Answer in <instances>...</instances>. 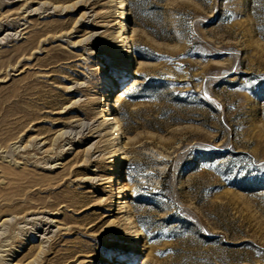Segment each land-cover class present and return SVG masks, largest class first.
Segmentation results:
<instances>
[{"label": "rangeland", "instance_id": "374dc122", "mask_svg": "<svg viewBox=\"0 0 264 264\" xmlns=\"http://www.w3.org/2000/svg\"><path fill=\"white\" fill-rule=\"evenodd\" d=\"M114 2L0 0V264H264V0Z\"/></svg>", "mask_w": 264, "mask_h": 264}, {"label": "bare ground", "instance_id": "6f19581e", "mask_svg": "<svg viewBox=\"0 0 264 264\" xmlns=\"http://www.w3.org/2000/svg\"><path fill=\"white\" fill-rule=\"evenodd\" d=\"M114 1V0H113ZM115 4H117V6H115L117 9H121V11H119L120 12V14H121V16H120V18L122 19V18H124L125 17V15H126V11H125V3H124V0H115V2H114ZM112 6H113V4H112ZM113 11V10H112ZM117 14V13H116ZM118 15V14H117ZM15 21V20H14ZM14 21H13V23H14ZM126 21V20H125ZM118 22V21H117ZM124 23V22H123ZM15 24V23H14ZM127 24V23H126ZM116 25H117V23H116ZM122 26H125L124 24H121ZM118 26V25H117ZM120 26V25H119ZM121 27V26H120ZM125 27H123V29H124ZM121 31V30H120ZM125 31V30H124ZM75 32V31H74ZM126 34H127V30H126ZM8 37V36H7ZM131 37V36H130ZM125 39H127V41H125ZM122 40V47L124 48L123 49V54H122V56H121V58H122V61H126V59H127V61H128V55H127V52L129 51H127L126 49H127V47H129V39H128V36H123V38L121 39ZM129 49V48H128ZM132 55V54H131ZM14 57V56H13ZM16 57H14V59H15ZM11 59V58H10ZM13 59V58H12ZM116 107V105H115V103H113V101L112 100H109V102L107 103V106H105L104 107V109H103V111L102 112H104V120H103V122H102V125L103 124H108L107 122L110 120H112L111 121V123H112V126H111V131H112V133L114 134H116L117 136L115 137V139H117V140H119V131L122 129L121 128V126L122 125H120V122L121 121H118V120H116V117L114 116V108ZM111 110V111H110ZM103 114V113H102ZM122 123V122H121ZM106 129V128H105ZM120 133H121V131H120ZM110 135H111V133H110ZM113 137V136H112ZM123 137V136H122ZM116 142V141H115ZM120 143V142H119ZM118 142H117V144H119ZM123 146H124V144H122ZM112 146V145H111ZM119 147H121V146H119ZM121 149V148H120ZM118 150V149H117ZM119 151H121V150H119ZM124 151V150H123ZM125 152V151H124ZM125 159V156H121V153L119 154V153H117L116 155H115V157L113 158L114 159V163L115 164H117V163H119V167H118V171H120V168L122 167V159ZM118 180V179H117ZM118 182V181H117ZM116 182V183H117ZM123 184V183H122ZM114 187V186H113ZM117 187V186H116ZM121 187L123 188V185H121V182H119V187H118V189H121ZM112 188V187H111ZM124 189V188H123ZM116 190H117V188H116ZM118 191V190H117ZM121 190H119V192H120ZM123 191V190H122ZM124 195H126V194H124ZM113 197V196H112ZM123 197H125V196H123ZM126 198V197H125ZM123 199V198H122ZM114 200V199H113ZM125 202H128V201H120L118 204L119 205H121V206H126V207H128V205H127V203L125 204ZM122 203H124V204H122ZM114 206V205H113ZM117 207V206H116ZM122 232H124V230H122L121 231V233ZM121 236H122V234H121ZM138 238H140V232L139 231H137V234H136V238L135 239H138ZM134 239V238H133ZM138 241V240H137ZM53 245V244H52ZM133 251H137L136 250V246H134V249H133Z\"/></svg>", "mask_w": 264, "mask_h": 264}]
</instances>
